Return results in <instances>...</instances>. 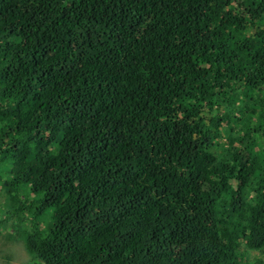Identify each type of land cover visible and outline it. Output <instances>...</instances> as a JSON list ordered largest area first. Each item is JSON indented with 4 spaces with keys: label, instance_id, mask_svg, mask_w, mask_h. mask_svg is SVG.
<instances>
[{
    "label": "trees",
    "instance_id": "16d2710c",
    "mask_svg": "<svg viewBox=\"0 0 264 264\" xmlns=\"http://www.w3.org/2000/svg\"><path fill=\"white\" fill-rule=\"evenodd\" d=\"M2 163L29 264H264V0H0Z\"/></svg>",
    "mask_w": 264,
    "mask_h": 264
},
{
    "label": "rangeland",
    "instance_id": "374dc122",
    "mask_svg": "<svg viewBox=\"0 0 264 264\" xmlns=\"http://www.w3.org/2000/svg\"><path fill=\"white\" fill-rule=\"evenodd\" d=\"M201 116H203L206 119V122H208V119L210 117V112L209 111L207 113L203 112L201 113ZM248 117L249 114H247L246 124L249 127H253V123L251 125L248 123ZM0 178L2 180L9 179L8 165L6 163H2L0 165ZM53 212H54L53 208L49 209L47 211V216H50ZM0 217L4 218V216H0ZM5 223L6 220L3 222V225L0 224V264H29L31 262L34 263V261L36 260H34L33 255H31L28 252L24 243L23 245V244H15L10 242H1L3 238L8 239L10 232L14 231L13 226H4Z\"/></svg>",
    "mask_w": 264,
    "mask_h": 264
},
{
    "label": "clouds",
    "instance_id": "9594fccd",
    "mask_svg": "<svg viewBox=\"0 0 264 264\" xmlns=\"http://www.w3.org/2000/svg\"><path fill=\"white\" fill-rule=\"evenodd\" d=\"M49 60H50V58H47V61H49ZM191 104L193 105V107L191 109H189L190 112H192L197 107L198 103H191ZM205 105H206V112H208V111L210 112V109L208 110L209 105L207 104V102L205 103ZM214 106H216V107L218 106L220 108L219 115L222 116V119H221L222 123L220 125L221 129L226 128L231 135V131H232V128H233L235 122H233L229 117L223 116L224 110L226 108H230V107L227 106L226 103L220 99L215 100L213 107ZM211 114L215 115L214 112H212V113L210 112V117L208 119V122H206V124H213L214 118H212L213 115H211ZM235 117H236V112L234 110L233 118L235 119ZM192 118H195V117H192ZM214 127H215V125H214ZM225 137L226 138H224V139H220V143L221 144L224 143L227 147L237 146V145L242 143L237 137H235L234 139H232L231 136L229 138H227V136H225ZM0 203L9 204L8 200H6V199H0ZM9 207H10V205H9ZM1 242H9V240L7 238H3ZM39 264H42V263H39Z\"/></svg>",
    "mask_w": 264,
    "mask_h": 264
}]
</instances>
